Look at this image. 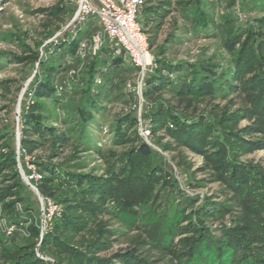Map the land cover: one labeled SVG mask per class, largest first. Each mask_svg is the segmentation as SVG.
<instances>
[{
  "label": "trees",
  "instance_id": "1",
  "mask_svg": "<svg viewBox=\"0 0 264 264\" xmlns=\"http://www.w3.org/2000/svg\"><path fill=\"white\" fill-rule=\"evenodd\" d=\"M76 9L29 7L44 17L39 37L19 20L0 32L19 49H0V70L34 71L0 80L13 94L0 105V213L18 225L0 228V264H264V161L249 157L264 151V0H145L137 20L157 67L143 116L156 147L131 108L138 67L107 38L82 58L101 24L91 14L64 29ZM18 147L62 207L39 245L51 259L36 255L40 203ZM210 183L216 192L196 191Z\"/></svg>",
  "mask_w": 264,
  "mask_h": 264
},
{
  "label": "built area",
  "instance_id": "2",
  "mask_svg": "<svg viewBox=\"0 0 264 264\" xmlns=\"http://www.w3.org/2000/svg\"><path fill=\"white\" fill-rule=\"evenodd\" d=\"M144 2L145 0H77V11L64 29L73 31L84 20L85 16L92 14L99 20L101 30L93 37L91 42L84 41L81 43L78 54L84 58L89 52L96 53L101 47L103 40L107 38L115 48V53L125 51L130 56L134 65L138 67L135 84H128V87L134 90L137 96L131 108L137 111L141 136L148 144L153 145L150 120L143 116L144 106L146 104L143 97V89L146 84V77L157 67V62L154 53L149 47L148 37L141 29L137 20L138 12ZM71 25H73L72 28ZM60 34L61 31L54 37ZM100 82L98 80V83ZM20 154L21 151L18 147L17 159L19 171L26 184L37 195L40 203V239L37 243L36 255L43 259H51L40 252L39 245L43 235L52 228L53 217L62 212V207L51 198H44L40 194L38 188L32 182V180H38L40 175L35 170V165L30 162L31 156L25 155L26 164L31 170V173L27 174L20 162ZM21 208L22 206L18 204V209L21 210ZM0 228L7 236H11L18 228V225L8 221L0 213Z\"/></svg>",
  "mask_w": 264,
  "mask_h": 264
},
{
  "label": "rangeland",
  "instance_id": "3",
  "mask_svg": "<svg viewBox=\"0 0 264 264\" xmlns=\"http://www.w3.org/2000/svg\"><path fill=\"white\" fill-rule=\"evenodd\" d=\"M58 0H9L5 4V8L1 11L0 10V32L2 30H6L11 26V22L14 20H19L21 26L23 29L28 30L29 36L32 38L34 37H39L38 33L39 30L43 28L42 26V21L44 20V17L42 15H32L27 12V9L30 8H36L39 6H50L56 3ZM72 6H76L78 8V3L77 0H69ZM77 11V9H76ZM71 20V19H70ZM69 20V21H70ZM73 25H71V28ZM53 40L54 37L52 36L51 38L47 39L46 42L49 40ZM215 47L214 44H212V50ZM0 49H6V50H13L15 52H19V49L16 44L12 45H6V43L0 41ZM181 54H178L179 56L185 55L186 50H180ZM175 55V53H173ZM21 67V70L19 69ZM20 70V71H19ZM33 70L30 67H24L14 61L10 62L7 67L3 70H0V80L3 78H8V77H16L20 81V83L25 84L27 79L31 77L33 74ZM23 76H26L24 79H22ZM18 83L14 84V87H16ZM28 87V86H27ZM26 87V89H27ZM25 88V87H24ZM1 88H0V105L2 104H7L9 107H12V101L11 97L13 94H11L7 99H4L3 96L1 95ZM15 111L14 113L17 115L19 114L18 112L21 111L20 106L18 104L14 105ZM3 116H6V113L2 112L1 113ZM249 157L256 159V160H262L264 161V151H257ZM194 160H197V162L200 161V159L193 157ZM183 184V183H182ZM218 189V184L217 183H210L207 187L204 188H198L196 189L197 192H199L201 195L205 192L213 193L216 192ZM215 225V224H213ZM124 245V244H122ZM118 245H115L114 248L111 250L113 251L114 249L117 248ZM110 251V252H111Z\"/></svg>",
  "mask_w": 264,
  "mask_h": 264
},
{
  "label": "water",
  "instance_id": "4",
  "mask_svg": "<svg viewBox=\"0 0 264 264\" xmlns=\"http://www.w3.org/2000/svg\"><path fill=\"white\" fill-rule=\"evenodd\" d=\"M31 80V78L29 79V81ZM28 84V83H27ZM26 84V85H27ZM25 90V88L23 89V91ZM21 97H22V95L20 96V99H21ZM18 106H20V101L18 102ZM19 113V112H18ZM19 118L17 117V120H18ZM17 143H18V145L20 144V141H19V133H17Z\"/></svg>",
  "mask_w": 264,
  "mask_h": 264
}]
</instances>
